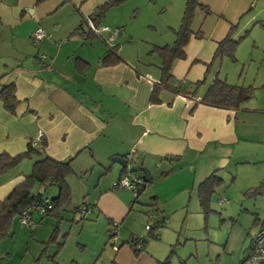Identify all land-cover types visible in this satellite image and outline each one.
<instances>
[{
  "label": "crops",
  "instance_id": "obj_1",
  "mask_svg": "<svg viewBox=\"0 0 264 264\" xmlns=\"http://www.w3.org/2000/svg\"><path fill=\"white\" fill-rule=\"evenodd\" d=\"M107 1L0 0V85L14 83L18 100L15 114L8 113L0 101V153L16 156L25 152L38 132L43 134L45 143L39 157L22 159L0 176V202L23 181L36 160L43 156L57 161L71 159L73 174L69 177L89 170L108 174L105 182L100 183L99 179L96 189L88 193L90 199L85 195L80 204H89L95 218L103 214L107 226L118 224L117 236L122 241L113 261L158 264L161 260L154 261L145 251L133 254L127 243L136 235L131 228L120 225L134 204L129 189L114 187L123 167L113 159H125L134 149L136 161L131 168L142 165L152 178L156 170H161L158 181L182 173L181 187H195L197 194V186L210 174L220 177L231 159L240 162L244 157L241 151L251 137H243L239 127L245 126V113L251 110L244 106L237 110L219 109L199 102L218 78L214 65L220 59L215 57V50L230 27L226 11L215 7L217 0L198 2L211 12H220L219 17L228 22L211 20L196 9L191 29L201 30V38L191 36L184 47L185 58L173 61L171 66L174 85L184 88L186 94H174L158 84L161 61L158 54L151 53L153 46L173 44L184 1L182 4L176 0V9L173 7L172 15L162 24L161 33L148 32L138 39L143 48L134 53L125 50L136 39L128 28L122 27L127 25V17L123 15L124 21L120 18L115 22L108 15L110 11L117 15L112 9L123 0L99 15L98 26L106 29L101 38L89 33L88 26L80 28L83 20L93 17ZM253 1L257 4V0ZM37 29L44 31L40 41L32 39ZM115 30L119 34L110 44L120 42L121 46H117L122 61L103 65L101 57L108 46L102 38ZM153 83L159 87L158 103L151 102ZM189 98L198 101L188 102ZM159 197L155 187L149 204L155 202L154 209L163 213L158 209ZM71 199L72 194L67 207ZM48 217L53 220L51 234L56 221ZM256 220L260 228L264 219ZM252 250L251 239L246 254L235 264H248L245 260Z\"/></svg>",
  "mask_w": 264,
  "mask_h": 264
},
{
  "label": "rangeland",
  "instance_id": "obj_2",
  "mask_svg": "<svg viewBox=\"0 0 264 264\" xmlns=\"http://www.w3.org/2000/svg\"><path fill=\"white\" fill-rule=\"evenodd\" d=\"M173 7L176 9V0H123L119 7L112 9L117 15L113 11L108 15L115 22L127 17L124 22L127 25L122 27L128 28L137 40L133 39L125 50L134 53L143 48L140 37L148 32L161 33V26L172 15ZM215 7L226 11L230 26L235 27L233 39L238 42L234 58H221L214 65L215 72L230 85L251 89L252 97L243 105L251 111L245 113L248 116L245 126L239 127L243 137H251V140L245 141L240 162L233 158L222 169L221 185L211 195L207 212L199 205L195 187H181L182 173L158 181L161 170L155 171L152 187L139 196L130 215L120 225L131 228L138 239H145L142 251L154 261L170 256L171 264H235L244 257L250 240L259 230L256 219H264V188L261 194H252L264 181V28L261 25L264 0H257V4L253 0L244 3L217 0ZM197 12L200 14L199 10ZM219 14L211 12L209 18L228 22ZM115 44L121 46L120 42ZM107 176L89 170L77 171L74 177H69L72 199L62 212L58 241L64 235L66 239L55 257L56 264H111L115 258L103 214L95 218L90 212L84 219L78 213L73 214L74 208L81 206L82 198L86 195L90 199L88 193L96 189L99 179L100 183L105 182ZM155 187L160 196L158 209L163 213H157L148 205ZM55 193L56 188L49 187L46 195L51 197ZM129 194L132 200L130 190ZM32 217L34 220L28 226L16 221L12 235L0 240V264H32L37 258L39 264H55L48 259L56 253V245L48 242L53 220L35 211ZM162 217L165 219L157 229L159 237H148L145 226H153L154 221ZM121 241H117L118 246Z\"/></svg>",
  "mask_w": 264,
  "mask_h": 264
},
{
  "label": "trees",
  "instance_id": "obj_3",
  "mask_svg": "<svg viewBox=\"0 0 264 264\" xmlns=\"http://www.w3.org/2000/svg\"><path fill=\"white\" fill-rule=\"evenodd\" d=\"M121 1L122 0H109L100 5L97 8V12H95L93 17H91L92 24L94 26H98L97 21L99 19V15L106 11L109 7L119 4ZM196 9H200L204 15H209L211 13L209 8L200 4L198 0H184V10L181 22L178 29L175 31V39L173 44L171 46L163 47L153 46L151 50V53L158 54L161 61L159 66L160 80L158 84L162 88L170 90L174 94L186 93L184 88L175 86L173 83V77L171 75L172 63L175 60H181L185 58L184 47L187 45L191 36L201 38L202 35L201 30L194 32L191 29V24ZM83 25L87 26L84 22L82 25H80L81 29ZM87 30L89 33H91L89 27ZM234 31L235 27L231 25L226 36L217 42V47L215 50V57L217 59H221L225 56L232 59L234 58V52L238 44V42L233 39ZM103 42L108 46V50L101 57L102 64L113 65L121 62L122 59L118 54V46L111 45L105 41ZM158 90L159 87L157 84H154L151 91L152 103L159 102V99L156 97V92ZM251 97L252 92L250 88L230 85L225 80L218 79L216 77L212 81V84L207 90L206 94L199 102L203 105L214 108L237 110L241 108L245 102L250 100ZM0 101L3 105V108L8 113L15 114L18 100L15 97L14 83L0 85ZM44 146L45 143L42 141L37 147H30L28 145V149L25 152L16 156H10L7 153H0V176L15 168L22 159L39 157L42 154ZM135 161L136 160L127 162L126 166L122 168V172L118 178L119 180L120 177H122L125 173H132L140 179V183L136 186V189L130 190L133 195L132 204H135L138 201L139 196L145 191V189L152 186L153 183L151 174L142 165L136 169L131 168L132 165L135 164ZM72 174L73 170L71 167V159L57 161L51 159L48 156H43L36 160L33 163L30 172L24 176L23 181L14 187L8 196L2 202H0V240L6 236L12 235L13 224L15 221H18L19 224V218L25 209L28 207L32 208L36 204L42 203L45 197H49L51 208L47 209L45 216L53 217L56 221V224L54 225V229L50 234L48 242L54 243L56 245V253L53 256H49L48 259L56 264V261H54L55 257L59 250L63 247V241L66 237L65 235L60 242L58 241V224L61 221V213L65 210V207H67L70 201L71 190L68 186L67 178ZM163 174L165 175V173ZM118 180L116 182H118ZM221 182L222 179L217 174L212 173L197 186V197L203 212L208 211L210 196L216 191L218 187H220ZM49 187H55L57 189V193L51 197L46 195L47 189ZM41 188H44V191L39 194V190ZM263 188L264 181L260 186L252 190V194H261ZM87 206L90 207L89 204L82 203L80 207H76L73 210V214L75 215L78 213L81 207ZM149 206L155 208L156 204L155 202H152V204H149ZM154 210L157 212L156 209ZM32 218L31 222H33ZM81 219L84 218L81 217ZM161 219L164 220L165 218L162 217ZM156 221L157 220H155V222ZM262 225H264V223ZM147 232V236L150 238L159 237L157 231L154 232L152 230H147ZM139 240L141 241V248L143 249L145 239H138L137 237H134L127 241L130 249L135 255H138L142 251L138 250L136 247ZM119 248L120 245L118 246V249ZM32 264H39V259H35ZM111 264L116 263L112 261ZM158 264H171L170 256H167L165 259L158 262ZM180 264H184V262H180Z\"/></svg>",
  "mask_w": 264,
  "mask_h": 264
},
{
  "label": "built area",
  "instance_id": "obj_4",
  "mask_svg": "<svg viewBox=\"0 0 264 264\" xmlns=\"http://www.w3.org/2000/svg\"><path fill=\"white\" fill-rule=\"evenodd\" d=\"M84 22L89 27L91 32L97 37L101 38L102 31L106 30V29L101 28L99 26H94L92 24V22H91V15L86 17L84 19ZM261 25L264 28V22H262ZM118 34H119V32L117 30H115L112 33L110 32L109 36L106 39L102 38V40L105 41L106 43H111L112 41L115 40V38L118 36ZM43 37H44V31L42 29H37L32 34V39L34 41H40ZM187 101L188 102H196L198 100L189 98ZM42 138H43V134L41 132H38L36 137H34L33 139L30 140L29 146L30 147H37L41 143ZM134 152H135L134 149H131L128 152V154L125 157L127 162H132L133 160H135ZM139 183H140V179L135 174L125 173L122 177H120L118 182H116L114 184V187H121V188H126V189H129V190H134V189H136V186ZM50 208H51L50 199H49V197H45L43 199L42 203L36 204L32 208L28 207L27 209H25L21 213V216L19 218V224L21 226H28L29 223L31 222L32 212L35 211L40 216H45V214L47 213V209H50ZM90 211H91V208L89 206L81 207L79 209V211H78V214L81 217H85L88 213H90ZM154 224H155V226L153 225V227H151L149 225H146L145 229L146 230H152V231L156 232L157 229L159 228V226L164 224V220L158 219L156 222L154 221ZM117 231H118V224L117 223H112L109 226L108 233H109V239L111 241V246H112L114 251L118 250V245L116 243L117 240H118ZM252 242H253V251L250 254V256L246 259V262L248 264H264V225H262L259 228L257 234L253 237V241ZM136 247H137L138 250H142L141 241L140 240L137 242V246Z\"/></svg>",
  "mask_w": 264,
  "mask_h": 264
},
{
  "label": "water",
  "instance_id": "obj_5",
  "mask_svg": "<svg viewBox=\"0 0 264 264\" xmlns=\"http://www.w3.org/2000/svg\"><path fill=\"white\" fill-rule=\"evenodd\" d=\"M167 159H169V160H173V158H167ZM113 161H114V162H117V163L120 164L122 167H125L126 164H127V160L124 159V158H115V159H113ZM43 191H44V188H41V189L39 190V194H41Z\"/></svg>",
  "mask_w": 264,
  "mask_h": 264
}]
</instances>
